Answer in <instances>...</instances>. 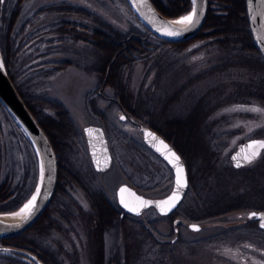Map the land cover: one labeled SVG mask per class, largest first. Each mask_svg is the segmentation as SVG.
Wrapping results in <instances>:
<instances>
[{"label":"rangeland","instance_id":"374dc122","mask_svg":"<svg viewBox=\"0 0 264 264\" xmlns=\"http://www.w3.org/2000/svg\"><path fill=\"white\" fill-rule=\"evenodd\" d=\"M66 1L83 5L89 10L88 16L44 14L36 19L27 31L31 41L23 48L27 54L24 66L26 75L32 76L30 92L34 101L46 98L59 103L73 123V134L63 151L67 167L75 172L77 179L66 176L69 182L65 185L66 192L52 206L45 224L26 232L24 237L33 240L36 248L48 255L43 254L51 264H93L95 230L91 228V217H102L93 192L105 191L114 201L118 186L127 182L145 195L160 197L170 192L173 172L145 146L142 138L135 139L139 140L138 129L146 124L129 116L121 108L115 89L103 84L99 73L101 50L91 41L47 32L62 16L76 19L89 31L97 26L105 28L108 23L124 34L149 32L127 0H24L15 31L39 8ZM15 2L4 0L1 7L4 15L12 12ZM158 37L153 41L157 50L147 60L127 67L125 79L133 92V107L140 104V116L164 129L178 131L183 142L192 144L189 155L193 178L173 217L179 216L189 224L218 219L225 222L236 218L237 211H223L237 197L264 204V193L257 190L264 189V176H258L256 181L244 180L233 178L225 169L233 165L230 155L240 143L264 137V111L248 110L252 107L264 110V69L258 62L259 56L241 45L224 49L206 41L176 50L164 45ZM121 114H125L124 119ZM190 118L199 124L176 125ZM88 124L100 125L106 133L112 154L111 167L106 171H97L93 166L84 133ZM32 145L25 130L9 118L0 102V179L9 178L15 185L24 182L27 176L28 195L34 193L39 178L38 158ZM263 166L264 151L246 165L262 173ZM217 212H222L220 217L215 216ZM141 219L157 229L160 238L167 237L170 223L158 217L153 209L146 210ZM114 223L104 227L107 255L104 264H123L124 246L119 226ZM181 229L190 240L216 230L212 225L197 233L187 227ZM129 240L127 236L126 242ZM140 251V264H155L156 254L149 241H142ZM210 254L207 246L184 243L172 261L166 258L158 261L159 264H202ZM9 255L13 254L0 251V264H20Z\"/></svg>","mask_w":264,"mask_h":264},{"label":"trees","instance_id":"16d2710c","mask_svg":"<svg viewBox=\"0 0 264 264\" xmlns=\"http://www.w3.org/2000/svg\"><path fill=\"white\" fill-rule=\"evenodd\" d=\"M23 1L24 0H17V2H15L14 9L9 15H4V11L1 9L2 5L4 4L0 3V20H2V23H0V47L11 79L13 80L25 103L35 115L38 122L46 131L52 142L58 161V180L52 200L40 218L25 231L10 237L2 238V240L5 244H13L21 248H27L34 252L37 256L44 258L47 264H51L43 255L46 253L39 251V249L36 248L37 245L33 243L34 241L27 240L24 235L26 232L32 231L34 228L41 226V224L44 223L52 206L57 203L58 197L62 193L64 194L66 192L65 185L69 183L68 180H66V176H70L69 178L72 176L75 177V172L68 168L69 166L66 163L67 159L65 152L63 151V149L68 144L70 136L73 134V123L71 122L70 118L66 116V110H64V108L61 107L59 103L53 102L50 99L49 101L46 98L34 101L30 92L32 76L26 75L27 71L26 67L24 66V62L27 54L25 56L23 48L25 47L26 43L31 41L28 40L29 37L27 34L30 25L34 23L40 16L44 14H60L65 16L82 15L87 17L89 10H86L87 8H84L83 5L72 4L68 1L49 4L39 8L21 24L20 30L15 31V24L22 8ZM152 1L163 14L172 18H179L185 14H188L192 9L191 0ZM207 3V16L200 31L192 38L180 42L165 40L158 37L150 30L149 32L135 31L124 34L108 23L105 24V28L97 26L89 31L88 27L82 26L76 19L69 17L68 19L63 18L65 16H62L60 21H58L56 24H53V27L47 29V32L49 33L65 34L70 36L73 40L82 39L91 41L97 48L101 50V64L99 67V73L103 84L115 89V94L119 100L118 102L121 108L126 111L129 116L131 115L135 118H138V120L155 129L165 139L173 144L187 164L190 181H192L193 178L192 162L189 155V151H192L190 149L192 148V144L183 142L182 136L180 133H178V131H174L171 128L164 129L161 125H155L152 123V121H149L150 119L148 120L140 116L138 112V109H140V104H137V107H133V92L130 90L125 79V71L127 67L132 66L136 61L147 60L148 57L153 55L158 47L153 42L157 37L164 45L172 46L176 50H183L196 41H206L207 43L211 42L219 48L224 49L241 45L259 56L258 62L264 69V60L254 45L251 33L249 32L250 29L245 1L208 0ZM38 67L39 66L36 68ZM5 111L9 115L10 119H14V117L8 112L6 108ZM187 121L188 122L181 124L176 122V125L179 127L183 125L191 126L193 123L196 125L199 124L193 118L187 119ZM193 137L194 136L191 135V139H193ZM225 169L226 171L232 173L233 178H245L244 180L250 179L251 181H256L255 179L259 178L258 176H260V178L264 176L262 175L264 172H254L252 171V168L246 166H241V168H235L234 166H231L226 167ZM262 169L264 171V166ZM29 179L30 178H27L26 176L24 182L21 181L15 185L12 184L11 179L9 178L0 179V212L16 211L27 202V199H29L33 194V191H31L29 195L27 194L30 190V188L27 187ZM27 189L29 190L26 191ZM257 190L264 193V189ZM93 194L95 193L93 192ZM95 198L98 199L97 206L103 210L102 212L109 209V221L108 225L105 227L113 225V219L117 215V212L114 210V208L117 207L116 203H113L104 194H96ZM245 200V197H237L233 199V202H231V204H227V208L223 212L226 213L233 210L246 211L253 207L254 209H264L263 203L256 204L249 202L252 199H248V202ZM221 213L222 212H217L215 213V216H221ZM142 231H144V228ZM124 233L126 242L128 233L126 230ZM142 238V241H144L146 237L143 236ZM129 242L130 241L126 242L127 253H129ZM61 264L64 263L62 262ZM93 264H104L103 247L100 248L99 252L95 253Z\"/></svg>","mask_w":264,"mask_h":264},{"label":"water","instance_id":"95a60500","mask_svg":"<svg viewBox=\"0 0 264 264\" xmlns=\"http://www.w3.org/2000/svg\"><path fill=\"white\" fill-rule=\"evenodd\" d=\"M135 13L139 16L141 21L147 26V28L153 32L155 35L159 36L168 41L180 42L185 41L193 36H195L203 26V23L206 20L207 12H208V0H197V12L199 14V23L195 24V26H188V30L182 31V34L179 36H169L164 34L163 31H158V28H163V25L160 21L167 22H175L180 19L172 18L163 14L155 5L152 0H146V3H141V0H127ZM245 1L246 13L248 18V24L250 33L256 46L258 52L264 59V0H252L251 7H249L248 0ZM202 7V14H201ZM151 9V10H150ZM186 16V15H185ZM183 17V16H182ZM173 29H184L186 26L181 24H172ZM0 61L3 63V68H0V102L4 105V107L8 110V112L14 117V119L18 122V124L25 130L29 139L31 140L33 147L35 149L38 165H39V178L37 182V186L35 188L34 194H36L37 188L40 189V195L37 198L36 206L33 208L32 213L25 220L22 216L16 217L13 216L12 213L19 212L20 209L31 199L18 210L12 212H0V240L1 238L10 237L16 234H19L30 226H32L43 214L45 209L48 207L49 203L52 200L54 195L57 180H58V161L57 155L52 145V142L47 135L46 131L38 122L35 115L29 109L21 94L19 93L17 87L15 86L13 80L11 79L8 70L6 68L3 54L0 48ZM121 117L125 118V114H121ZM92 129L93 132L90 134L87 130ZM140 132L142 134L143 142L151 148L155 153H157L162 159L166 161L173 172V184L170 192L164 196L153 197L149 195H145L139 191H137L134 187H132L128 183H122L119 185L117 189V199L120 207L124 209V211L132 213L134 215H141L144 211L149 208H155L159 214L166 215L173 212L183 200L188 186H189V178H188V170L187 165L182 157V155L177 151V149L170 143L167 139H165L159 132L152 129L147 125L140 126ZM145 130L153 133L159 140H163L165 144H167L172 151H174L180 157V163L183 165L184 173L186 175L187 186L182 189L180 193V200L177 203L176 207L172 208L171 211L161 212L160 208L156 206V202L165 201L172 195L175 190V169L173 168L172 163L169 162V159L165 158V155L162 154L161 151H157V148H162V145L156 144L155 142L149 143L151 137L145 135ZM84 133L86 137V142L88 145L89 153L91 156V160L94 168L97 171H105L111 167L112 164V154L110 151L108 139L106 137V133L102 126L96 124H88L84 127ZM253 140H264V137H254L247 139L240 143L237 149L230 155L232 159V166L236 168H241V166H246L249 162L244 160V156L246 154H250L252 151H259V155L252 159L251 162L256 160L264 149H246V151L242 152V149L245 148ZM155 144V146H154ZM239 154V156H237ZM237 156V160H234L233 157ZM237 162H239L240 166L237 167ZM250 162V163H251ZM41 163H43L44 168V179L43 183H41ZM121 188H126L128 191H125L122 195L124 200L131 207H139L141 200L152 201L153 203L148 205L147 207H141L139 212L130 211L129 208L124 207V205L120 202L121 199ZM140 198V199H137ZM252 212L261 213L263 210H251L248 213ZM257 219V218H255ZM260 223V222H259ZM14 225H19V227H14ZM193 225L200 227L198 223H190L189 226L193 229ZM0 250L10 252L16 251L19 253H23L33 259L36 264H44L37 258V255L24 250V249H16V248H4L1 246L0 242Z\"/></svg>","mask_w":264,"mask_h":264},{"label":"flooded vegetation","instance_id":"af4514ba","mask_svg":"<svg viewBox=\"0 0 264 264\" xmlns=\"http://www.w3.org/2000/svg\"><path fill=\"white\" fill-rule=\"evenodd\" d=\"M138 130H139L138 132L139 136L138 135L136 136L139 137V140L138 138L135 139L137 141H140V139L142 138V134L140 132V129ZM122 183H127V182H122ZM131 186L134 187L133 185ZM134 188L140 192V190H138L136 187ZM117 189L114 197L115 200L112 201L117 205V207L114 208L115 212H117V215L114 217L113 221L117 222V226H119V231L121 233L120 238L124 246V255L122 258L123 264H140L139 262L141 260L140 250H141L143 236L146 237L145 238L146 241L150 242L152 252L153 253L155 252L156 254L154 261L155 264H159L160 262L158 260L163 258H166L167 261L168 260L172 261V259L177 255L178 247L180 245H183L184 243L186 245H190V244L203 245V246H207L210 249L211 251L210 257L202 264H264V228H261L259 226L258 219L255 218L249 219L248 213L253 209L247 210L245 211V213H243L242 211H237L236 218L229 219L225 222H223L224 220L222 221L218 219L208 223H198L200 227L198 228V230H194L189 226V223L188 222L185 223L184 219H182L181 217L179 216L173 217L175 211L166 215H161L158 213V211L155 208L152 207L149 209H153L157 213L158 217L160 218L162 217L170 223V229L167 232V237L160 238L159 234L157 233V229L156 230L152 229L146 222H143V220L141 219L145 211L141 215H134L132 213L124 211V209L120 207L117 199ZM96 193L106 195V192L102 190ZM96 193L94 194L93 198H95ZM91 210L93 212L94 207H91ZM255 210H261V209H255ZM102 211L103 210L101 209L102 217L99 216L98 218L97 217L94 218L93 216L91 217V228L95 230V236L93 240L94 256L95 253L99 252L100 248L103 247V255L105 262L107 255L104 254L105 252L104 227L108 225L110 212L109 209L107 211L104 210V212ZM216 221H220V223ZM43 224H45V222ZM113 225H115V223ZM152 225L155 224L152 223ZM209 225L215 227L216 230L214 231V233H210L209 235H205L198 239H191V240L186 239L183 233V229H181V227L182 228L187 227L188 229H191L197 233L207 228ZM141 227L144 228L143 236H142L143 232ZM125 230L127 231L128 236L130 237L129 240L130 242L128 245L129 253H127V249H126L127 243L125 242V237H124ZM132 235L134 237L133 239H132ZM0 242H1V246L4 248L24 249L32 252L27 248H21L13 244H5L3 243L2 239ZM9 253L13 254L9 256L15 259V261L20 264H36L33 259H31L30 257H28L23 253H19L16 251H10ZM37 258L40 261H42L44 264H47L44 258H41L39 256H37Z\"/></svg>","mask_w":264,"mask_h":264},{"label":"snow or ice","instance_id":"6c2138e0","mask_svg":"<svg viewBox=\"0 0 264 264\" xmlns=\"http://www.w3.org/2000/svg\"><path fill=\"white\" fill-rule=\"evenodd\" d=\"M4 0H0V3H3ZM141 3H146V0H141ZM192 3V9L191 11L183 17H180L179 20L175 22H167V21H160V23L163 25V28H158V31H163L164 34L169 36H179L182 34V31L188 30V26H195V24L199 23V14L197 12V0H191ZM249 7H251L252 0H248ZM151 10V9H150ZM201 14H202V7H201ZM181 24L185 25L186 27L184 29H173L172 24ZM0 68H3V63L0 61ZM252 112H261L264 111L257 107H252L251 109H248ZM121 119H124V117H121ZM90 134L93 132L92 129L87 130ZM145 135L151 137L149 143L155 142L156 144L162 145V148H157V151H161L162 154L165 155L166 159H169V162L172 163L173 168L175 169V190L172 193L170 197H168L165 201L156 202V206L160 208L161 212H167L171 211L172 208L176 207L177 203H179L180 200V193L183 188L187 186V180L186 175L184 173L183 165L180 163V157L170 149V147L165 144L163 140H159L153 133L148 132L145 130ZM155 146V144H154ZM246 149H264V140H253L248 145L245 146L243 151H246ZM259 155V151H252L250 154H246L244 156V160L246 162H251L252 159L257 157ZM239 156V154H237ZM237 156H234L233 159L237 160ZM237 167L240 166L239 162H237ZM41 183H43L44 179V168L43 163H41ZM125 191H128L126 188H121V199L120 202L124 205V207L129 208L130 211L133 212H139L141 207H147L148 205L152 204V201H145L141 200L139 207H131L123 198V193ZM40 195V189L37 188L36 194H34L31 199L20 209L19 212L12 213L13 216L16 217H23L25 220L28 218V216L32 213L33 208L36 206V201L38 196ZM140 199V198H137ZM251 218H257L259 220V226L261 228H264V212L256 213L252 212L249 214V219ZM14 227H19V225H14ZM194 230H198V226L193 225L192 226Z\"/></svg>","mask_w":264,"mask_h":264}]
</instances>
